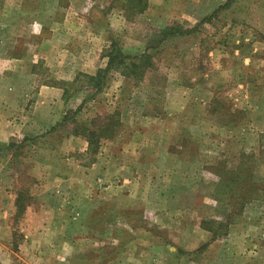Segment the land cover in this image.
<instances>
[{
	"label": "rangeland",
	"instance_id": "rangeland-1",
	"mask_svg": "<svg viewBox=\"0 0 264 264\" xmlns=\"http://www.w3.org/2000/svg\"><path fill=\"white\" fill-rule=\"evenodd\" d=\"M167 27L183 34L162 40ZM114 43L153 65L110 72L93 96L85 75ZM50 109L54 125L20 130ZM113 112L118 135L97 153L62 143ZM4 135L29 140L0 150V264H264V0H0ZM22 190L55 208L18 218ZM117 220L134 238L120 261Z\"/></svg>",
	"mask_w": 264,
	"mask_h": 264
},
{
	"label": "trees",
	"instance_id": "trees-1",
	"mask_svg": "<svg viewBox=\"0 0 264 264\" xmlns=\"http://www.w3.org/2000/svg\"><path fill=\"white\" fill-rule=\"evenodd\" d=\"M162 34V40L170 36H176L183 34L182 31L177 30V28L167 27L160 32ZM108 62L104 69L100 68L96 74H87L85 75L86 82L82 84V87L87 89V91H92V95L102 92L104 88L108 86V75L112 71H122L124 75L136 76L142 78L145 70L152 67V62L150 60L151 55L148 52H144L141 55L129 56L125 54L120 46L116 43L107 53ZM64 121L66 118L63 119ZM121 122L118 118V113L113 112L107 114L104 119L99 121L98 119L92 120L91 123H82L77 124L74 122L73 128L71 130V135L73 136H83L88 141V147L90 152L97 153L98 147L101 144L102 140H110L115 138L118 135ZM29 140V137L24 136L19 140H11L7 145L2 146L0 150H12L13 148H18L23 146L25 142ZM242 156H246L243 154ZM231 171V170H227ZM240 184H244L246 178L239 179ZM221 186V183H220ZM236 193V192H235ZM223 195V192H221ZM237 194V193H236ZM226 195V194H225ZM227 196V195H226ZM224 197V196H223ZM229 197V196H228ZM225 197L227 200H233L232 198ZM241 204L245 203L247 200H252L254 196L252 194H244L240 196ZM31 195L28 191H19V194L16 198V216L22 218L25 214L27 207L30 205ZM17 246V245H16Z\"/></svg>",
	"mask_w": 264,
	"mask_h": 264
},
{
	"label": "crops",
	"instance_id": "crops-1",
	"mask_svg": "<svg viewBox=\"0 0 264 264\" xmlns=\"http://www.w3.org/2000/svg\"><path fill=\"white\" fill-rule=\"evenodd\" d=\"M156 1L158 2L159 0H150V5H152V3L154 5V3H156ZM56 93L57 92H52V96L51 97L53 99L55 97H57L56 96ZM31 113H32L31 115L28 114L26 116V117L29 118V120L27 121L28 124H26V123L24 124V127L25 128H23V127L20 126L21 127L20 130H23L24 134H27L28 136H30L31 134H36V133H38L37 131L40 132V131H42V130H44L46 128H49V126L55 124V118L53 120V116L54 115L52 116L51 109L45 115L43 114V111H40V110L39 111H36V112H31ZM6 131L7 132L8 131L10 132V130H8V128H6ZM74 137L75 136H72L71 139H64L62 143H67V142L70 143V141H74L73 140ZM5 139L6 138H5V135H4L3 136V139L0 138V142L3 141L2 143H9L10 136L6 140ZM55 153L56 152L54 151V155H55ZM66 173L67 174H72L70 176V180L73 179L72 181H74V182L76 181V179L73 178V175H74L73 172H70L69 173V171H66ZM33 207L34 206H29L28 209L26 210V212L28 211V215L29 216H32L34 219H36V216H37L36 210H39L40 212L41 211H45V210L52 211L51 209L52 208H55L52 205H50V206L47 205V204L44 205V203L38 204L35 208H33ZM123 207H125V208H123ZM60 208H61V206L58 209H60ZM73 210H75V209H73ZM111 210H114V205H113V208ZM131 210H134V205L131 204V203H128V204H125L124 203V204H119V205L117 204L116 211H114V212H115V215L118 216V215H120V213H123L124 214L125 211H131ZM129 224H131V226H132L133 225V222L130 221ZM120 225L121 224L119 223L118 220L113 225H109L110 227L116 228V233H114L113 236H111V235L108 236V240L107 241L116 242V244L117 243H123V244L125 243V245L122 244V249H120V251H117V253L114 254L115 255L114 261L115 260L120 261V260L124 259L127 256L126 252L124 251V248L128 247L130 245V243H133L132 241H134V238L132 236H130L128 238L127 232H125V231H127V229L124 228V224L122 223V225L121 226ZM89 230H91V228H89ZM121 239H123V240H121ZM136 240H137V242L141 241L142 244H144L142 248L147 251L146 246H145L146 243H143L145 240L144 239H139V238H136ZM103 241H106V240H103ZM100 242H102V241H100ZM166 247H168V246H166ZM168 252H170V251H168ZM73 255H75V252L73 253ZM146 255L148 257H150L152 260L154 259L153 256H151V255L149 256V253L148 252H147ZM125 259H128L129 261L132 260L133 262H136L137 264H147V262L145 261L147 259V257L145 259H142L140 257H135V256L129 257V256H127Z\"/></svg>",
	"mask_w": 264,
	"mask_h": 264
}]
</instances>
